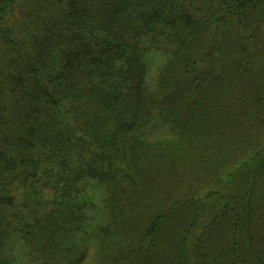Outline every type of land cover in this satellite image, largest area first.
<instances>
[{"label":"trees","instance_id":"obj_1","mask_svg":"<svg viewBox=\"0 0 264 264\" xmlns=\"http://www.w3.org/2000/svg\"><path fill=\"white\" fill-rule=\"evenodd\" d=\"M15 1L0 0V16ZM189 3L202 14L192 15L187 0H33L20 37L0 26L13 65L0 80L10 99L0 113V204L10 206L20 190L13 208L36 259L50 264L68 244L83 255L89 235L97 264H264V143L254 147L264 132V0ZM148 34L164 59L140 44ZM155 119L172 128V139L144 138ZM244 147H254L252 156L233 168ZM72 156L104 165L84 178L105 188L111 226L92 228L81 215L80 168L55 171L54 162ZM42 157L63 206L38 217L32 177ZM201 183H213L221 199L242 186L246 219L234 199L236 209L219 208L231 221L194 232L202 203L193 186ZM187 206L180 238L162 244L167 223ZM7 237L0 231L1 248ZM4 253L0 264H15Z\"/></svg>","mask_w":264,"mask_h":264},{"label":"rangeland","instance_id":"obj_2","mask_svg":"<svg viewBox=\"0 0 264 264\" xmlns=\"http://www.w3.org/2000/svg\"><path fill=\"white\" fill-rule=\"evenodd\" d=\"M40 1L53 3L54 0ZM32 2L33 0H16L13 4L8 7L7 11L0 16V26L3 28H10L14 35L20 37L23 26L19 22V19L21 15L28 9L29 5L32 4ZM189 2L190 0H187V9L188 7H191V14L201 15L202 12L196 10L192 3ZM153 41L155 42L153 37H151L149 34L142 35L140 44L142 46L147 47V54L150 53L155 56V61L158 60L156 58L158 53H162V57L164 59L165 54L160 49H157L158 43L155 44ZM8 48L9 46L0 37V80L4 77L8 78V74L10 73L11 67H13L12 63H10L11 51ZM154 76L155 72L153 70L151 72V77L154 78ZM5 87V84H3V86H0V113L4 111L1 110V107L6 106L8 104L7 102L10 101V99L8 98L9 93L3 91L4 89H6ZM262 132H259L258 136L255 137L256 144L254 147H258L264 143V132ZM173 137L174 132L172 128H170L168 124L164 123L162 120L159 119H155L153 121L151 120L150 125L145 129L144 134V138L148 139L149 141H165L167 138L172 139ZM253 148L252 150H248L247 147L240 149L239 153L242 151L244 152L240 154V156L236 158L234 162H232V164L234 165L233 168L236 167L237 169L238 165H240L244 161H247L254 152ZM86 161H83L77 158L76 156H72L66 159L65 161H61L60 163L54 162V169L55 171H68L71 168H75L76 170L80 168V171L78 172L79 178H77V181L79 183L75 184V186L79 188V191L76 195H74V198L78 197L79 199L85 200L87 202L85 204L84 210H82L81 215H85V221H91L90 226L94 228L98 227L99 223H107L108 221H110V205L107 204L104 200L106 197L105 188L97 184L96 179L88 177L84 178L85 172H91V169L93 168L103 169L102 171H104V165L101 163L88 164L86 163ZM45 162V157H42V160L40 161V164L37 168V172L35 176L32 177L33 180L37 179V189L35 197L38 201H40V204L36 205L40 209H37V207L35 206L32 208L34 211H37L38 217H40L43 212H51L54 209H60L63 206V203L60 202L61 199L59 198V188L52 186L53 181L57 180V178L52 176V182H46V171H42L41 168L43 167ZM64 165L65 168L63 167ZM248 168H251L252 171L256 169L253 168V166ZM229 173H232V170L222 173L218 182L215 184L214 189L221 188V186L227 183L228 179L230 178ZM250 174L254 176L253 173ZM259 174L260 173H258L257 175ZM246 179L248 178L245 177L244 180ZM212 185L213 183H201L197 184L195 187L193 186V189L197 191L195 197L197 199H201L202 203V205L200 206V215L196 217V225L194 229V232L196 233H198L209 221H231L232 212L230 210L220 212L219 208L223 205V203L230 202L229 208L236 209L234 199L241 202V206L237 208L240 213L241 219H246V216H244L245 214L241 199L242 196L245 199L244 195L246 194L242 186L240 188H236L234 187V185L230 186L228 189L225 190L226 198L221 199L219 198L218 194H216L215 192H211L210 188L213 189ZM185 191H187L186 188H184L181 193L178 192V194L180 193L179 196L184 197ZM19 192L20 190L16 189L11 193L12 195H14L13 197H15V199H12V203L10 204V206L8 204H0V231H6L8 234L6 245L3 246V248L0 247V254L2 256H5L4 252H6V250L8 252L10 251V253L14 254L15 256V264H47L45 260L41 261L40 259H36L35 257H33L36 248L28 243L29 236L28 230L25 228V222L20 219V217L16 213V210L13 208V202L17 199L19 200L22 198L20 197ZM259 195L262 197L264 196L263 193H259ZM262 202H264V197L262 199ZM189 210L190 208L187 206L179 208L176 211L175 216L170 219L169 223H167L166 227L162 232V238L160 241L162 244L165 243V241H178L180 237H177V235L180 234V231L181 233L183 232L186 227V224H188V222L190 221L187 214L191 212ZM216 215L218 216L214 219L213 216ZM180 216H182L181 219ZM261 216L262 215L256 217V221H263ZM173 221H175V223ZM108 223H110V226L112 225V222ZM117 223L119 224L120 222ZM225 224L227 225V227L229 226L228 223ZM81 230L79 231V233H82ZM88 238L89 241L86 238L87 242H82L85 248L83 255H79V249L77 247H80V245H76V247L72 246L71 248V246L68 244L67 246H69L70 249H67L68 251H66V256H62L61 254V256H57L54 260H52L50 264H97L98 260L96 261L94 257V239L92 238V236L89 235ZM191 238H193V236H191ZM260 248L261 254L264 257V245H260Z\"/></svg>","mask_w":264,"mask_h":264}]
</instances>
